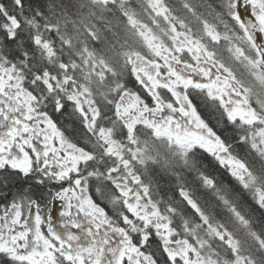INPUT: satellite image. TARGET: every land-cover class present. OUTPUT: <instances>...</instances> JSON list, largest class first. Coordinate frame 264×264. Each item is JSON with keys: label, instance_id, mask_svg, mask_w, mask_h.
Here are the masks:
<instances>
[{"label": "snow or ice", "instance_id": "6c2138e0", "mask_svg": "<svg viewBox=\"0 0 264 264\" xmlns=\"http://www.w3.org/2000/svg\"><path fill=\"white\" fill-rule=\"evenodd\" d=\"M0 264H264V0H0Z\"/></svg>", "mask_w": 264, "mask_h": 264}, {"label": "trees", "instance_id": "16d2710c", "mask_svg": "<svg viewBox=\"0 0 264 264\" xmlns=\"http://www.w3.org/2000/svg\"><path fill=\"white\" fill-rule=\"evenodd\" d=\"M192 100L194 105L202 115V118L205 119V121L210 126L214 127L217 131H220V128L217 125V114L214 112V110L205 107L202 101L195 95L192 96ZM53 119L57 122L58 126H60L65 131L66 135L73 139L76 138L78 125L74 124V118H70L67 114L57 115L56 113H53ZM205 163L209 165L210 170L213 168L210 157L206 158ZM213 174L216 173L213 172ZM161 183L164 190L168 191L166 182L162 181ZM100 203H102V205L108 209L109 213L111 212V209L108 207L106 201L102 202L100 198Z\"/></svg>", "mask_w": 264, "mask_h": 264}, {"label": "flooded vegetation", "instance_id": "af4514ba", "mask_svg": "<svg viewBox=\"0 0 264 264\" xmlns=\"http://www.w3.org/2000/svg\"><path fill=\"white\" fill-rule=\"evenodd\" d=\"M34 194H35L36 197H39L40 194H41V190H40V189H35V190H34ZM93 196H94V198L96 199V201H97L98 203H100V196H98V195L95 193V189H93ZM51 207H52V209H53V215H54V217L58 219V209H59V207H60V203H59L58 201H56V202H54V204H53Z\"/></svg>", "mask_w": 264, "mask_h": 264}]
</instances>
